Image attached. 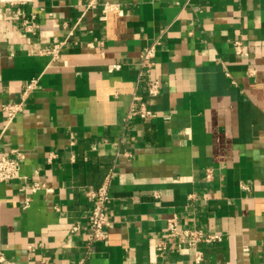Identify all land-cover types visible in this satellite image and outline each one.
Segmentation results:
<instances>
[{
    "label": "crops",
    "instance_id": "1",
    "mask_svg": "<svg viewBox=\"0 0 264 264\" xmlns=\"http://www.w3.org/2000/svg\"><path fill=\"white\" fill-rule=\"evenodd\" d=\"M106 3L118 10L103 17ZM155 42L150 96L140 61ZM141 99L153 117H129ZM14 149L23 178L0 181V264H264V0L0 3V151ZM111 167L108 237L89 251L87 192ZM172 216L222 239L199 243L196 263L168 237Z\"/></svg>",
    "mask_w": 264,
    "mask_h": 264
},
{
    "label": "built area",
    "instance_id": "2",
    "mask_svg": "<svg viewBox=\"0 0 264 264\" xmlns=\"http://www.w3.org/2000/svg\"><path fill=\"white\" fill-rule=\"evenodd\" d=\"M11 2L13 0H0L2 2ZM118 10L117 5L106 3L103 9V17L107 11ZM24 12L20 9L12 14V18L22 19L24 28L29 32H35L37 23L33 18L24 17ZM63 42L55 43L50 48H45L44 51L51 53L54 57H58L59 48ZM237 52H242V43L236 41ZM157 52L156 42L144 47L141 54L140 61V77H146L147 92L148 95L154 96L160 91L161 79L159 75L154 71L156 64L155 57ZM120 64L109 65V71H114L120 68ZM37 80L32 79L29 83L24 86V94L29 93L33 90ZM24 109V102H9L3 105V110L6 114L8 121L13 120L17 114L22 112ZM155 115V111L148 106L146 100L141 99L138 104H135L130 109L129 117L138 116L144 119L151 118ZM24 158V153L18 149H14L11 153H3L0 151V181H6L10 179L23 178L21 175V161ZM115 170L111 167L102 183L98 187H92L88 190L87 195L91 203V209L89 213L90 219V233L88 235V249L93 250L94 244L99 241H104L108 237V227L111 219L106 209L107 201L110 198V189L115 177ZM207 177H211V172H208ZM45 187L43 184L35 183L33 190ZM167 235L170 239H177L179 247H189L194 249L195 261L200 263L203 260V251L198 247L199 243H213L220 241L222 236L218 233H204L201 229L197 228H184L180 226V222L176 216L169 217L166 223ZM160 250H165V241L160 242L158 245ZM5 260V255L0 253V261Z\"/></svg>",
    "mask_w": 264,
    "mask_h": 264
}]
</instances>
